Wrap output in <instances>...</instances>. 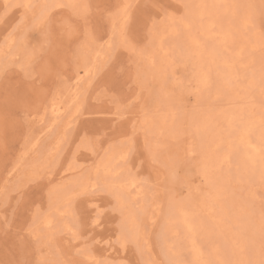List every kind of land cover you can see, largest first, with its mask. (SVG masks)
Segmentation results:
<instances>
[{
	"label": "rangeland",
	"instance_id": "rangeland-1",
	"mask_svg": "<svg viewBox=\"0 0 264 264\" xmlns=\"http://www.w3.org/2000/svg\"><path fill=\"white\" fill-rule=\"evenodd\" d=\"M228 1L0 0V264H264V0Z\"/></svg>",
	"mask_w": 264,
	"mask_h": 264
},
{
	"label": "bare ground",
	"instance_id": "bare-ground-1",
	"mask_svg": "<svg viewBox=\"0 0 264 264\" xmlns=\"http://www.w3.org/2000/svg\"><path fill=\"white\" fill-rule=\"evenodd\" d=\"M227 1H228V0H227ZM258 1H259V0H258ZM260 2H261V1H260ZM201 3H203V2L201 1ZM217 3H218V2H217ZM228 3H229V1L226 3V5H227ZM256 3H258V2H256ZM263 4H264V3H263ZM263 4H261V5H263ZM247 5H248V4H247ZM229 6H231V5L229 4ZM243 7H245V6H243ZM191 8H192V7H191ZM233 8H234V7H233ZM240 8H241V6H240ZM242 9H244V8H242ZM242 9H241V11H242ZM247 9H248V8H247ZM188 11H189V10H188ZM200 11L202 12V8L199 9V12H200ZM203 11H204V10H203ZM232 11H234V10H231V12H232ZM192 14H193V13H192ZM197 14H198V13H197ZM229 14H230V13H229ZM241 14H242V13H241ZM244 14H245V15H250V14H252V13H249V12H248V14H246V13H244ZM201 15H202V13H201ZM201 15L198 16V18H197V17H196V18H197L198 20L201 19ZM203 15H204V14H203ZM203 15H202V19H203V17H204ZM227 15H228V14H227ZM231 15H232V13H231ZM199 17H200V18H199ZM239 17H240V16H239ZM246 17H247V16H246ZM248 17H249V16H248ZM248 17H247L246 21L244 20V22H247V23H248V21H247V20H249ZM196 18H195V19H196ZM215 18H216V17H215ZM215 18H214V19H215ZM221 18H222V17H221ZM235 18H236V17H235ZM235 18H234V19H235ZM262 18H264V17H262ZM197 19H196V20H197ZM202 19H201V20H202ZM214 19H213V20H214ZM222 19H223V18H222ZM222 19H221V21H222ZM238 19H239V18H238ZM240 19H241V18H240ZM159 20H160V19H159ZM188 20H189V19H188ZM261 20H262V19H261ZM204 21H205V20L203 19V21H201V22L204 23ZM252 21H253V20H252ZM262 21H263V20H262ZM193 22H194V21H193ZM198 22H199V21H198ZM198 22H197V23H198ZM205 22H207V21H205ZM239 22L241 23V20H240ZM244 22H243V17H242V23H244ZM255 22H256V21H255ZM194 23H195V22H194ZM207 23H208V22H207ZM213 23H214V22H213ZM224 23H225V22H224ZM229 23H230V21H229ZM251 23H252V22H251ZM253 23H254V22H253ZM219 24H220V23H219ZM231 24H232V23H231ZM249 24H250V21H249V23H248V26H249ZM255 24H256V23H255ZM206 25H208V24H206ZM206 25H205V26H206ZM225 25H226V24H225ZM246 25H247V24H246ZM150 26H151V25H150ZM226 26H227V25H226ZM226 26H225V27H226ZM248 26H246V28H248ZM254 26H255V25H254ZM221 27H222V26H221ZM234 27H235V25H234ZM234 27H232V28H234ZM244 27H245V26H244ZM255 27H257V26H255ZM196 28H197V27H196ZM218 28H219V27H218ZM222 28H223V27H222ZM222 28H220V29H222ZM228 28H229V27H228ZM235 28H236V27H235ZM246 28H245V29H246ZM204 29L207 31V30L210 29V28H207V29H206V27H205ZM225 29H226V28H225ZM237 29H238V28H237ZM223 30H224V29H223ZM227 30H228V29H227ZM253 30H254V29H253ZM256 30H258V29H256ZM256 30H255V31H256ZM230 33H231V32H230ZM230 33H228V35H227L228 38H226V36H225V35L227 34V32H225V31H224V33H223V32L221 33L222 35H224L223 38H220V40H219V39L216 37L217 40H219L218 42L222 41V39H224V38L228 39V40H226V41L224 40L225 42H224V41H223V42H220L219 46H220L221 44L223 45V43H224V45H225V43H228L227 46H230L232 43H234L233 40H234V39L236 40V37H235V36H236L237 33H240V31H239V29H238V31L235 32L236 34L233 33L234 35H233V34H230ZM241 33H242V31H241ZM241 33H240V35H242ZM258 33L260 34V32L257 31V32H254V34H252V35H255V36H256V34H258ZM229 34H230V35H229ZM231 35L234 36V37H233L234 39H233V38H230ZM240 35H239V36H240ZM257 36H258V35H257ZM237 37H238V35H237ZM205 38H207V37H205ZM229 38H230V39H229ZM240 38H241V39H240L239 41L242 42L241 40H243V39H242V37H240ZM255 38H256V37H255ZM156 39H157V38H156ZM199 39H200V38H199ZM232 39H233V40H232ZM261 39H262V38H261ZM158 40L163 41L162 39H157V41H158ZM231 40H232V41H231ZM229 41H230V42H229ZM236 41H238V40H236ZM261 41H262V40H261ZM158 42H159V41H158ZM231 42H232V43H231ZM161 43H162V42H159V44H161ZM229 43H230V45H229ZM236 43H237V42H236ZM240 44H243V43H240ZM240 44H239V45H240ZM222 45H221V47H219L218 49L223 48ZM251 45H252V44H251ZM195 47H196V46H195ZM197 47H198V46H197ZM233 47H234V46H233ZM233 47H232V48H233ZM240 47H242V46L240 45ZM224 48H225V47H224ZM224 48H223V49H224ZM238 48H239V47H238ZM156 49H157V48H156ZM201 49H202V48H201ZM254 49H255V48H254ZM158 50H161V49H158ZM158 50H157V51H158ZM213 50H215V49H213ZM213 50H212V52H213ZM161 51H162V50H161ZM161 51H159L158 53H160ZM215 51H216V50H215ZM191 52H192V51H191ZM161 53H162V52H161ZM161 53H160V54H161ZM208 53H211V52L209 51ZM222 53H223V52H222ZM143 54H144V53H143ZM153 54H154V53H153ZM153 54H152V55H153ZM164 54L166 55L165 52H164ZM223 54H224V53H223ZM149 55H150V54H149ZM165 55H164V56H165ZM211 55H212V54H211ZM211 55H210V56H211ZM210 56H209V57H210ZM149 57H150V56H149ZM155 57H157V53H156V56H155ZM192 57H193V56H192ZM157 60H158V59H157ZM212 60H213V59H212ZM221 64H222V63H221ZM154 66H155V65H154ZM160 67H161V66H160ZM211 67H212V66H211ZM164 71H165V70H164ZM159 72H160V71H159ZM198 78H199V75H198ZM202 78H203V77H202ZM204 78H205V77H204ZM204 78H203V79H204ZM226 88H227V87H226ZM231 89H232V88H231ZM220 91H221V90H220ZM222 91H223V89H222ZM224 92H225V91H224ZM216 93H217V91H216ZM227 93H228V92H227ZM207 94H208V93H207ZM218 94H219V93H218ZM228 94H229V93H228ZM204 95H205V94H204ZM230 95H231V94H230ZM234 97H235V95H234ZM209 100H210V99H209ZM191 101H192V100H191ZM229 102H230V101H229ZM234 111H235V110H234ZM216 112H217V110H216ZM235 112H236V111H235ZM237 113L239 114V112H237ZM263 114H264V113H263ZM164 116H165V115H164ZM217 116H218V115H217ZM237 117H238V116H237ZM257 119H258V118H257ZM224 120H225V119H224ZM258 123H259V122H258ZM233 124H234V123H233ZM154 125H155V124H154ZM247 125H248V124H247ZM258 125H259V124H258ZM187 126H189V125H187ZM201 126H202V125H201ZM248 126H249L248 130L252 128L251 125H248ZM250 126H251V127H250ZM195 127H196V126H195ZM206 127H207V126H206ZM244 127H247V126H244ZM161 130H162V129H161ZM246 130H247V128H246ZM210 131H211V130H210ZM215 131H216V130H215ZM242 131L245 132V129L242 130ZM252 131H253V129H252ZM208 133H209V132H208ZM241 133H242V132H241ZM245 133H246V132H245ZM205 134H206V133H205ZM242 134H243V133H242ZM246 134H247V133H246ZM238 135H239V134H238ZM238 135H237V136H238ZM243 135H244V134H243ZM241 136H242V135H241ZM220 137H221V136H220ZM243 137H244V136H243ZM243 137H242V138H243ZM212 139H213V137H212ZM216 141H217V140H216ZM252 144H253V143H252ZM217 145H219V144H217ZM246 145H247V144H246ZM246 145H245V146H246ZM191 148H192V147H191ZM239 150H240V149H239ZM254 150H255V149H254ZM232 154H233V152H232ZM204 155H205V154H204ZM234 156H235V154H234ZM225 159H226V158H225ZM260 163H261V162H260ZM261 165H262V164H261ZM103 169H104V168H103ZM105 173H106V170H105ZM65 174H66V173H65ZM105 175H106V174H105ZM128 193H129V192H128ZM246 239H247V238H246ZM243 252H244V251H243ZM248 252H249V251H248ZM248 252H247V253H248ZM247 260H249V259H247ZM249 262H251V261H249Z\"/></svg>",
	"mask_w": 264,
	"mask_h": 264
}]
</instances>
